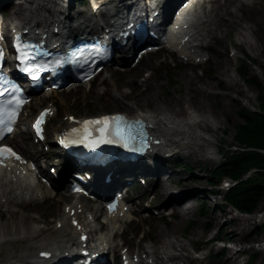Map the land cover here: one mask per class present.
Here are the masks:
<instances>
[{"label": "rangeland", "instance_id": "rangeland-1", "mask_svg": "<svg viewBox=\"0 0 264 264\" xmlns=\"http://www.w3.org/2000/svg\"><path fill=\"white\" fill-rule=\"evenodd\" d=\"M225 3L226 0H214L210 3L204 5L202 10L208 11L212 16L220 14V10L217 8V4ZM228 1V0H227ZM226 1V2H227ZM9 6V4L3 6L4 8ZM216 7V8H215ZM77 9V8H75ZM237 10L236 3H231L228 7V13H225V18L229 21L230 25L227 22L221 20L220 30L217 31V35H226L229 37L225 39V45L221 43H216V47L220 51L227 54L231 48L236 49L238 60L233 61L227 70L229 73L234 76L238 82V87H228L224 83H221L220 86H217L216 79L214 75L218 74L221 70L216 64L214 57L210 62L199 67L191 68L190 66L186 67L179 60H175L173 56L169 54H158L146 58L139 67L134 69L132 72L126 73H105L103 78L99 79L91 89L95 90L96 93L103 95L102 93L112 86L113 96L103 95L101 100L98 97H87L86 93L89 92L88 87H84L83 91H79L74 94H62L61 96H55L54 99L57 100V104L60 108L59 119L53 123L55 125L59 121L65 120V113L69 112L76 116H93L99 115L106 112H127L129 114H136L138 112H149L151 113L157 104L164 105L167 102H170V98L176 99H185L187 101L199 100L204 105L202 112L204 110L214 113L215 117L211 116V120L218 124V129H211L208 132V136L214 134L215 145L213 148L207 147L206 152L210 156L208 161L200 160L199 158L193 159L189 156H182L183 161L177 165H166L170 172H174L173 179H199L203 180L202 185L193 184L189 191L192 192V196L195 198L192 200L194 210L193 212L184 217L181 214H178L174 217H165L164 219L152 218L148 220L145 224H136V228L132 227L131 229L135 233H130L127 236L128 244L133 245L136 248L139 238L143 233H154L160 229L169 230L176 229L178 231L175 236L183 240L181 234L187 236L184 237L186 240L191 238L193 244L195 243L196 247H202V243L205 242L208 238L214 235L216 228L224 222V214L220 212L219 208L215 206L223 203L221 192V198H216V201L211 200V204L206 203V196L210 194L212 189H219L222 185L221 183L217 187H212L210 180L212 179L211 171L213 170L216 164H219L223 156H226L227 151H234L236 147V126L242 122L240 112L244 109L254 110L257 109L259 103V97L261 96L260 88L255 85V82L264 88V55H262L259 61L255 60L246 47L241 48L236 43L238 41V31L241 29L235 22L239 19L234 16L231 11L235 12ZM245 11V10H244ZM239 13V11H237ZM249 13L253 14L254 18H263L264 17V0H253V5L249 8ZM263 24V21L257 23H248L251 30L260 29V26ZM231 42H230V41ZM228 47V48H227ZM249 59L246 62V59ZM263 61V63H262ZM244 63H247L248 76L242 78L238 74V68L241 67ZM245 65V64H244ZM191 72L196 74L199 77L198 87L204 88L201 89V92H196V90L188 89L187 84L183 81V73ZM205 73V74H204ZM150 78V83L158 91H154L151 94L147 95L144 92L145 86L141 87L139 84L145 82V79ZM103 79H108L105 84L102 83ZM210 80L214 83L212 89H207L203 84L204 80ZM254 80V83H253ZM133 81V82H132ZM123 95L124 97L120 96ZM220 94H227L231 97V101H225L224 97H221ZM220 95V96H219ZM88 98V99H86ZM66 100L67 106L69 104L73 105V110L66 112V109H62L61 102ZM169 100V101H168ZM90 102V103H89ZM189 102V103H190ZM175 105V104H174ZM183 105L181 103L178 107L181 108ZM186 110H190V104H185ZM225 107V108H224ZM69 108V106H68ZM73 111L74 113L70 112ZM52 125V126H53ZM215 128V127H214ZM21 131H26V128L23 127ZM49 132L51 128L49 127ZM24 136L21 135L15 140L17 144H22ZM30 140H28L29 142ZM31 143V142H30ZM35 149H31L29 154L33 155ZM216 151L214 154H210L211 151ZM218 150V153H217ZM202 186V187H201ZM157 187L153 189H157ZM184 188V187H183ZM150 189V188H149ZM164 197L155 203L157 206L161 205L165 200ZM264 200L258 209L249 215L241 216V219L244 220L243 224L240 225V222L236 221L232 226H228L224 230H238L242 227H245L241 232L240 238L235 242V245H242V241L247 239L245 242H248L244 245V251L231 248V251L238 253L236 254L233 261H230L229 264H245L249 256L253 253H258V257L253 262V264H264V248L262 243L264 242V235L256 230L257 227L264 220V217L261 218V213L263 210ZM225 210H231L228 205L224 206ZM14 209L12 205L1 206L0 208V232L5 231L8 233L17 232L19 229V223L22 222L28 226L36 223H45V220L49 223L52 219L56 220L61 215H63V202L58 203L56 201H45L43 203H37L29 205L27 207H22V210L17 212L14 216H10V212ZM204 213V214H201ZM264 216V214H263ZM25 217H27L25 221ZM214 217H217L215 219ZM210 225L207 226V225ZM187 225L189 226L187 229ZM246 225H248L246 227ZM53 227V225H50ZM142 230V231H141ZM181 232V233H180ZM194 232L200 233V236L193 235ZM237 232V231H236ZM187 233V234H186ZM45 234L51 236H56L52 231H47ZM155 238H153L154 240ZM150 244V243H149ZM221 244H215L212 248L213 254H216L220 250ZM261 247V251L258 250ZM35 247L32 246L29 242H16L8 243L0 247V264H11L21 259L22 254L33 251ZM193 248V245L189 247V250ZM209 246L203 249V252L208 251ZM190 255V254H189ZM228 256L226 250L225 254L222 255V258L218 259V256L214 258L215 264L223 263L224 259ZM192 258H189V260ZM189 260H186L188 262ZM196 264H204L200 259H194ZM184 261L179 262L183 264ZM185 262V263H186ZM192 264V263H191ZM194 264V263H193Z\"/></svg>", "mask_w": 264, "mask_h": 264}, {"label": "bare ground", "instance_id": "bare-ground-1", "mask_svg": "<svg viewBox=\"0 0 264 264\" xmlns=\"http://www.w3.org/2000/svg\"><path fill=\"white\" fill-rule=\"evenodd\" d=\"M123 1L124 0H120V2ZM226 1L225 3H221L222 1H220V4H217V8L220 10V14L212 16L209 12L205 11L203 17L201 15L197 17L198 36L200 37L199 39H202L205 37V35H207V38L211 37L213 39H217L216 42H220L221 44L225 45V39L229 37L230 32H228L227 37L215 36V32L220 29L221 20L223 22H227L228 25H230L229 21L224 16L225 13H228L229 5L231 3H236L237 10L235 12H232V14L239 19V21L235 23L241 28L237 34V44L239 45L240 49L246 47L248 50H250L253 58L259 61L260 57L264 55V17L261 19H255L253 14L249 13V8L253 5V0H228L227 2ZM66 4L67 0H52L49 2L44 1L43 3L41 0H34L30 4V7H28L30 8V10H28V8H24L23 6L17 8L18 10L16 15H24V17L22 19H19L17 23H21L22 21L26 22L27 18L29 17V14L31 13L33 18L32 22H37V24L41 28L46 29L48 26H52L54 23H61L62 18L60 19V17H58L60 15L56 13H61V10L65 8ZM237 11H239V13H237ZM87 18L90 22H92L94 19L92 14H90V16H88ZM261 21H263V24L260 26V29L251 30L248 25V23H257ZM94 24L96 25V22H94ZM179 44L181 43H177L176 45H174L175 48H173V50L176 51L178 57L193 59L195 61L198 57L203 56V52L201 50L213 55L216 64L219 66L218 68L221 70L218 74L214 75L217 86H220L221 83H224L228 87H238V80L234 76H232L227 70V68L232 65L234 61L231 54L232 51L235 50L234 48H231L229 52L225 54L218 48H216L214 45L206 44L205 46L201 47L193 48L191 46L188 49H184L180 48ZM122 61L128 62L129 60L127 61L126 59H117L116 63L119 64ZM182 77L183 81L187 84L188 89L192 91L196 90V92H201V89L204 90V88L198 87L197 84L200 78L197 77L196 74L191 72H184ZM203 84L207 89H212L214 87V83L207 79L204 80ZM139 86H145L144 92H146V95L148 93L151 94L154 91H158V89L154 88L150 83V78L145 79V82L139 84ZM73 90L74 88L69 90V92ZM95 90L97 89H91L90 92L86 93V96L98 97L99 100L103 98V95L113 96L112 86L110 88H107L103 95L96 93ZM79 91H83V88L79 87L75 89V91H73L74 95ZM220 95L221 97H224L225 101H231V97L229 95ZM120 96L124 97L122 94ZM169 100L170 102H167L168 104H157L151 113H138L142 114L146 118L148 124L153 129L154 136L156 137L157 141L161 143V146L159 148L162 150V152H156V158L158 162L162 160L164 155L169 152H173L174 154L179 152L180 155V150H184V152H186V154L193 159L199 158L200 160H204L205 162L208 161L210 159V156L208 155V152H206V149L207 147L213 148V145H215L214 134L208 136V132L211 129H218V124L212 123L216 120H211V116L215 117V114L211 113L210 111L207 112V110H204V105H202L203 103L199 100H192L190 102L185 99H176L173 97ZM180 103L181 105H183V107L181 106V108L178 107ZM60 104L62 106V109H66V112L68 111V109H74L72 104H69L68 108L66 100H64V102H61ZM185 104H190L191 110H186V108L184 107ZM202 108H204L203 111H205L203 113H201ZM73 111L70 112L74 113ZM65 115H71V113L67 112L65 113ZM89 117L90 116L81 115L67 118L59 122V124L53 130L54 132H60L61 130L68 128L70 125L79 126V123L81 121ZM24 123L25 122L22 119L21 124ZM214 153H216V151L214 150L210 152V154ZM150 170L155 171V173L149 174L153 178L154 182L159 179L160 172H167L168 175H170L167 180L164 178H162L161 180L160 178V180L157 181V183H160L158 189L156 191H153L155 197H157L156 192L164 196L165 201L162 203V205L171 204L174 208V213L177 215L181 214L184 217L190 215L193 212L195 206L193 204H189V201L191 200H187L189 197L192 196V192H190L189 189L193 184L202 185L203 180H189L186 178L176 180L173 179L174 172L167 171L164 168L154 167ZM40 197H46V193L43 188L40 187L38 189H33L30 186L29 182L26 180V178H23L19 172L13 170L12 172H7L3 175L0 172V204H3V206L14 205L25 207L28 205L29 202L39 200ZM4 198L6 199L5 203L2 202ZM62 199H64V196L61 194V200ZM79 205H82L80 208L83 207V203H74L70 206V210L75 209V214L73 216L74 218H76L77 213L79 211ZM85 207H88L87 203H85ZM16 213V211L10 212V216H14ZM66 215L69 216L68 214ZM126 217H129V214L126 215ZM214 218L217 219V217ZM26 219L27 217H25V221ZM61 221L63 222V227L60 228L58 232L60 234L62 233L64 236H70L71 239H68L67 242L66 239H63L61 237H55L49 234H45V227L42 228L41 226H37L36 224L28 226L20 222L19 229L17 232H13L14 234L5 231L0 232V246L1 243L6 240L5 238L12 236L11 240H14V236V238H24V240L30 239L31 244L35 246L36 249H38L36 250V252H39L41 250L55 251L57 249H62V251H64V248H67L66 244L76 239V236L74 234L77 231L76 229H70L69 222L66 219V216L63 217ZM235 221L240 222V225L244 222V220L239 217ZM235 221L232 223H235ZM228 226L229 221L222 223V227L227 228ZM244 226L242 225V227L238 230L243 231L245 229ZM247 226L248 225H246V227ZM116 227L117 224L113 222L110 230H108V233H105V235L110 236V231L115 230ZM238 230H224V233L228 235L227 237H225V239H230L233 242L238 241L240 238H237V236H241V232H238ZM177 233L178 231H176L175 228L172 229L170 232L169 230L160 229L156 232V234H152L151 232L147 233L149 238H155L154 240H152V244L148 246L149 249L143 252V254L147 255V260L152 257L155 258V260L164 258L167 259V261L175 262L176 260H181L183 257H186L187 253L185 252H189V248L187 245L191 242L186 243L180 238H177L175 236V234ZM199 234L200 233L197 232L193 233V235L195 236H200ZM121 235L122 234H120V236ZM103 243H108V241H104ZM113 245H115L114 242ZM158 245H160L162 249L161 251H158ZM227 252L228 256L224 259L223 263L221 264H229L230 261L236 259L235 256L238 251L233 252L231 251L230 247L227 249ZM222 254H224V252ZM34 259L35 256L31 255L29 252L21 255V260L25 262H35Z\"/></svg>", "mask_w": 264, "mask_h": 264}, {"label": "trees", "instance_id": "trees-1", "mask_svg": "<svg viewBox=\"0 0 264 264\" xmlns=\"http://www.w3.org/2000/svg\"><path fill=\"white\" fill-rule=\"evenodd\" d=\"M254 83V80H253ZM262 93L259 97L260 112L244 109L240 112L242 122L236 126V143L239 151H229L224 161L212 172L213 179L227 175L238 180V184L226 196L232 206L244 213L252 214L264 200V173H257L247 179L243 175L251 168L264 169V88L255 82ZM264 209V205H263ZM264 234V224L258 229ZM251 261L256 255H251Z\"/></svg>", "mask_w": 264, "mask_h": 264}, {"label": "snow or ice", "instance_id": "snow-or-ice-1", "mask_svg": "<svg viewBox=\"0 0 264 264\" xmlns=\"http://www.w3.org/2000/svg\"><path fill=\"white\" fill-rule=\"evenodd\" d=\"M30 47V45H24L20 43L17 45L18 49H24ZM21 60L28 59L26 52L21 51L20 57ZM56 64H60V60L55 61ZM38 65L29 64L25 66L24 71L31 73L33 69H38ZM15 104V108L11 107H0V125H5L6 121L4 119V114L7 113V130L11 131V121H13L18 114V109L20 105L24 103L20 96H13L6 104L11 105ZM44 120V116L41 115L40 119L36 123L37 132L42 133V128L40 127L41 123ZM140 121H130L128 118L121 114L114 116H103L93 120H86L83 122L82 127L72 128L66 134L68 140L73 144H85L89 148H96L100 144L116 143L123 144L125 147H129L135 143L136 136L133 132V125L139 124ZM144 149L141 148L140 151ZM12 155L17 156L9 146H0V156ZM43 255H48V253H43Z\"/></svg>", "mask_w": 264, "mask_h": 264}]
</instances>
